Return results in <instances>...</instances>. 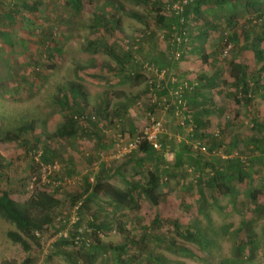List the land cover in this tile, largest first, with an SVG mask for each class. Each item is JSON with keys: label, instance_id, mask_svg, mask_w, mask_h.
Here are the masks:
<instances>
[{"label": "rangeland", "instance_id": "374dc122", "mask_svg": "<svg viewBox=\"0 0 264 264\" xmlns=\"http://www.w3.org/2000/svg\"><path fill=\"white\" fill-rule=\"evenodd\" d=\"M107 1L111 3L107 4ZM164 2L166 0H150L146 3L133 0H81V9L76 12L67 5L66 0H41L38 10L25 17L21 13L15 15L0 8V17H4L1 20H5L0 24L5 33L0 38V129L11 131L25 122H32L35 134L42 137L53 135L69 113L62 105L61 97L66 95L73 100L70 84L79 83L86 93V117L98 118L100 106L106 103L109 115L94 123L100 136L97 139L95 135L92 137L79 131L75 138L68 141L48 139L42 146L52 148L60 157L53 163L43 164L39 161L40 153L37 151L35 165L39 176L44 183L55 174V186H60V192L64 196L79 185L82 187L85 177L92 183L99 173L104 180L117 187L131 189L138 207L134 210L119 208L102 196H86L89 200L85 203L80 202L65 209L71 217L74 215V222L78 218L79 208L78 212L85 219L95 215L99 221L112 222V230L98 231L99 239L112 246L124 245L126 252L121 256L128 264H154L153 258L156 257L168 264H264L263 167L254 170L249 185L233 179L230 182L233 195L229 197L215 195L213 198L209 191L211 189L208 190L207 187H203L204 194L199 195L195 182L209 177V170H203L202 165H197V160H201L193 156L194 159L189 158L187 163L183 162V166L174 167L177 153L174 147H180L179 144L184 141L190 143L184 134L181 136L174 129L178 121L190 116L193 108L190 110L185 105L184 111V106L180 105L177 107L180 112L175 116L171 108L175 105V110L177 103L172 91L174 88L170 87L168 79L152 81L147 73L127 78L126 73H121L119 66L106 53L90 50L87 46L88 40L97 32L93 13L98 10H103L105 14L113 12L120 18L122 30L109 43L116 44L117 55L124 57V51L130 50L127 49L128 41L137 39L146 32L145 26L134 19L130 12L150 17L159 13L167 14L165 8L160 6ZM233 4L234 2H230L206 12V19L215 23L216 28L207 35L205 41L198 39L200 52L186 56L183 59V62L188 61L186 66H174L175 70L181 71L176 74L178 79L185 77L183 72L187 73V79L184 80L190 82V92L197 90L200 85L196 81L204 74L211 77L223 73L220 88L229 89L223 81L229 82L228 65L231 62L249 66L250 72L257 67V59L264 57V34H259L263 37L258 47L260 51L255 52L251 44L256 25L264 20V0H259L253 6H246L242 1L236 6ZM9 16H17L13 24L9 21L12 20ZM199 17L198 14L189 16L185 29L189 35H195L201 28L203 22ZM221 34L225 37L224 41H232L231 49L224 48L226 57L215 56L216 44ZM232 35L236 36L235 40H232ZM42 38L46 40V44L40 47L42 52L39 53ZM161 45L164 50L166 43ZM152 54L149 52L145 59L133 54L131 61L154 60L151 58ZM206 54L210 58L204 62L201 56ZM100 71L105 73L102 78L99 76ZM262 73L264 74V69ZM190 92L189 96L192 95ZM213 92L210 85L200 89V93L206 98L215 94ZM222 97L220 95L219 99L222 100L217 101L221 108L216 104L219 113L211 116L204 133L207 135L218 132L221 139L225 140L221 143L225 146L230 141V135L224 126L226 115L222 111H227L225 103L229 100ZM228 97L232 99L231 94ZM215 98L217 99V95ZM190 104L194 107L193 102ZM123 107L127 108L126 114L122 112ZM236 111L243 114L246 113V108L240 106L233 113ZM229 112L231 111L226 114H230ZM117 114L123 116L118 118ZM152 119L161 124V134L167 136L168 140L160 171L168 168L178 172L174 178L167 180L162 174L158 206H153L143 196L138 198L135 193L140 184L147 180L146 166L141 169L142 175L135 174L133 162L129 160L134 154L122 153L125 141L119 140L116 145L114 142L117 135L114 125L124 122L131 126L133 133H141ZM84 123L81 122L79 126L85 128ZM221 129L226 135L221 133ZM187 131L190 129L185 133ZM172 141L174 146L170 147ZM243 142L244 139L240 140L236 146L235 151L240 152L236 157L235 153L233 156L221 153L224 161L221 168L228 167L229 163L234 169L237 168L239 165L234 161L238 158L244 171L252 169L249 162L252 155L244 150ZM221 151L224 152V147ZM22 152L20 143L0 142V162L14 161ZM259 154L263 156V153ZM201 155L207 160L218 154L206 151V154H200V157ZM31 178L37 179V174L31 175ZM0 187H3L2 184ZM32 187L31 183L29 189ZM253 188L260 193L256 197V205L249 198L248 190ZM82 224L87 228L90 226L87 219ZM118 224L125 225V232L117 229ZM187 228L193 233V229H197L210 244H199L195 238H187L184 234ZM9 231L17 232V229L0 215V263L22 264L26 259H31V264H118L117 253L106 247L94 248L92 238L88 239L89 235L87 240L90 245L70 246L73 259L54 253L46 260L50 252L44 237L40 241L28 240V249H25L7 236ZM139 248H143V251H138Z\"/></svg>", "mask_w": 264, "mask_h": 264}, {"label": "trees", "instance_id": "16d2710c", "mask_svg": "<svg viewBox=\"0 0 264 264\" xmlns=\"http://www.w3.org/2000/svg\"><path fill=\"white\" fill-rule=\"evenodd\" d=\"M41 0H0V8L4 9L8 13H14L23 17L28 16L31 12L38 10V5ZM43 1V0H42ZM136 2H149L150 0H133ZM177 0H166L161 7L165 8L167 14H155L154 17L145 16L141 13L130 12V15L142 23L145 26V34L139 36L137 39H131L128 41L130 48L129 52H125L124 57L117 55L115 51L116 44H110L109 40L115 38L118 32H121L122 25L120 18L116 13L105 14L103 10H98L93 13V20L95 30L97 31L95 36L88 40L87 46L90 50H100L106 53L107 56L112 58L116 66L120 68L121 73H126V77L130 78L131 75L141 76V73H147L150 79L158 82L163 79H168L170 87L173 86V93L175 95L176 109L174 106L171 108L173 114H179L178 106H184L183 110L188 107L191 110L190 118H186L178 121L175 133L183 134L189 139L190 143L181 142L180 147H174L176 150V157H174V167L178 168L183 166V162H188L189 158L196 156L201 161L197 160V165H202L203 170L206 168L208 178H200L196 181V188L199 195H203V187H207L213 195L220 197H229L233 195V190L230 186V182L233 179H237L239 182H245V185H249L253 178L254 170L260 167L264 169V57L257 59L255 63L256 68L249 72V66L243 63H230L228 65V81H223L229 89L223 87L220 88L223 73H218L211 77L208 75H201L196 81L197 85H200L197 90L190 92V82L184 79L187 73L183 72L185 77L177 78L176 74H180L181 71L174 69V66L181 65L183 59L188 55H193L198 52V39L205 41L207 35L210 34L213 29L216 28L215 23L206 19V12L213 10L219 6H224L227 3L234 2L233 6H236L239 2H244L246 6L256 5L259 0H185L186 3H181V11L174 10L172 8L173 3ZM179 1V0H178ZM67 5L77 11L81 9V0H66ZM111 2L107 1V4ZM106 4V5H107ZM123 7H121L122 9ZM113 11V10H112ZM200 16L199 19L203 22L200 29H198L195 35L186 32L187 20L189 16ZM2 16V15H0ZM5 16V15H4ZM11 24L15 22V17L9 16ZM22 17V18H23ZM0 24L5 21L1 20ZM14 18V19H13ZM264 34V20H261L255 27V37L252 39V46L254 51H260L259 45ZM260 34V36H259ZM50 35V33H49ZM5 36V33L0 28V38ZM232 40L236 39L235 35H232ZM119 39V38H117ZM225 37L221 34V38L216 44V55L226 57L224 54V48L231 49L232 41H224ZM46 40L41 39L39 44V53L42 52V48L45 46ZM162 43H166V48L162 49ZM202 44H204L202 42ZM221 45V51H220ZM153 53L151 58L154 60L145 61L140 60L147 58L149 52ZM200 52V51H199ZM198 52V53H199ZM133 54L140 57L139 60L131 61ZM147 54V56H146ZM157 55V56H154ZM213 58H216V57ZM159 57V59H157ZM202 60L206 62L210 55H202ZM145 61V62H144ZM164 62L162 65L161 63ZM168 68V69H167ZM149 69L156 71L150 72ZM171 70L173 73H170ZM164 72V74L162 73ZM104 72L100 71L99 76L102 78ZM160 74L163 77L160 79ZM172 74L175 76L173 77ZM208 77V78H207ZM175 78V80H174ZM173 79V80H172ZM166 81H164V84ZM184 84V85H183ZM71 100L66 95H62V105L66 110H69L68 115L64 123L55 131L51 136L45 135V137L35 134L34 126L32 122H25L20 127L11 131H2L0 129V142H12L20 143L23 152L22 155H18L14 161L0 162V215L3 219L14 224L17 232L9 231L7 236L15 243L22 245L25 249H28V240L40 241L43 237L49 244V255L46 260H49L52 254H62L68 259L72 258L71 247L90 245L87 240L92 238V245L94 248L106 247L117 253L116 261L118 264H128L123 258L122 253H125L124 245L112 246L101 242L99 239L98 231H108L113 229L112 222L99 221L98 216L91 215L90 218L86 217L89 228L83 226V222L86 220L81 212L77 211L76 221L74 222V215L65 211L66 207H73L80 202L85 203L89 200V197H100L112 202L114 206L119 208H128L131 210L137 209L135 201V195L131 189H121L111 182L104 180L99 173H97L94 181L90 183L85 177L83 185L76 187L73 191L63 196L59 187L55 186L57 177H50L46 182H42L38 167L35 165V157H37V151L40 153L39 161L43 164L53 163L58 160L60 155L56 153L52 148L48 146H42V143L47 142L48 139L61 141H68L71 138H75L79 131H82L88 136H96L98 139L100 134L95 130L97 121L104 116H108L106 103L100 106V113L98 118L92 119V117H86L85 109L87 107L86 93L83 86L79 83L70 84ZM195 85V84H194ZM208 85L214 89L215 94H210L208 98L204 97L200 93L201 88H207ZM187 86V87H186ZM170 88V89H171ZM188 92L192 95L189 96ZM169 93V92H168ZM228 94L232 95L230 100ZM217 95V99L215 98ZM222 98H228L226 101V110L231 111L230 114L224 117V126L230 135V141L227 145H222L225 140H222L219 133L205 134L204 132L208 128L211 120V116L219 112L217 104L219 96ZM192 96V97H191ZM216 99V100H215ZM203 101V102H200ZM194 103V107L191 106ZM207 103H210L207 105ZM217 104V105H216ZM240 106L246 108V113H233L234 110ZM221 108V107H220ZM126 114V107H123ZM185 111V110H184ZM221 111V110H220ZM221 112V113H222ZM183 113V111H182ZM232 114V115H231ZM221 115V114H220ZM123 115L117 114L118 118ZM116 117V116H115ZM95 120V122L93 121ZM85 122V128H81L80 123ZM168 128V127H167ZM187 129H190L188 133H185ZM116 140L115 145L119 141V137L125 141V144L130 142L137 136H143L142 133H133L129 124L120 122L118 125H114ZM101 133V132H100ZM221 133L226 132L221 129ZM67 139V140H66ZM243 142L244 150L252 156L249 158L250 166L252 169L243 170L241 161L235 158L234 163L239 166L234 169V166L229 163L228 167L221 168L223 159H221V153L235 157L240 153L235 151L240 140ZM157 142L160 145L159 149H155L152 144L146 139H141L137 147L131 152L134 155L129 158L133 162V171L135 174L142 175L141 169L145 168L147 172V180L141 183L138 191L135 192L136 196L145 197L149 199L153 206L159 205L160 194L158 192L160 183L162 182V174L167 178H174L177 171L165 168L163 172L160 170V164L162 161L164 150L167 147V136L159 135ZM171 142L170 147L173 145ZM118 144V143H117ZM251 144V145H249ZM166 145V146H165ZM247 145V147L245 146ZM174 146V145H173ZM224 147V152L221 149ZM231 148V149H230ZM208 153H217V157L212 159L202 158L203 155ZM259 153H263L256 155ZM129 154V153H128ZM142 155L137 157L136 155ZM194 159V158H193ZM201 163V164H200ZM37 164V163H36ZM236 164V165H237ZM232 173V174H231ZM37 174V179H32L31 175ZM12 175V176H11ZM17 177L18 179L14 178ZM18 183V186H17ZM33 187L29 189L30 184ZM249 192V198L256 205V197L260 193L255 188ZM86 196H89L88 198ZM202 197V196H201ZM81 206V205H80ZM85 206V205H84ZM87 208V207H86ZM85 214V213H84ZM74 222V223H73ZM125 225L118 224L117 229L120 232H125ZM190 230V229H189ZM188 228L184 230V234L189 239H194L199 244L209 245L210 242L204 237L197 229H193L195 233L189 231ZM95 238V239H94ZM94 239V240H93ZM172 243V242H170ZM172 245V244H171ZM183 249V247H180ZM138 251H143V248H139ZM154 264H168L167 261L160 260L157 257L153 258ZM0 264H12V263H0ZM22 264H31V259H26Z\"/></svg>", "mask_w": 264, "mask_h": 264}, {"label": "built area", "instance_id": "2783aa9c", "mask_svg": "<svg viewBox=\"0 0 264 264\" xmlns=\"http://www.w3.org/2000/svg\"><path fill=\"white\" fill-rule=\"evenodd\" d=\"M182 1L183 4L186 3L185 0H177L175 3H173L172 8L174 10L177 11H181V3ZM228 48V47H227ZM224 54H226V52H224ZM150 72L155 73L156 71H154L153 69H149ZM164 74V72H162ZM163 77L162 74H160V79ZM173 80V79H172ZM175 95H177V92H175ZM162 132V126L159 122L155 121V120H151L150 124L148 127H146V129L143 131L142 135L143 136H137L134 139H132L130 142L126 143L123 147L125 154L131 153L136 147L137 145L140 143L141 139L146 138L155 149H159L160 145L157 142V139L159 138V135ZM118 140H122L120 137ZM124 141V140H122Z\"/></svg>", "mask_w": 264, "mask_h": 264}, {"label": "crops", "instance_id": "0c3cea01", "mask_svg": "<svg viewBox=\"0 0 264 264\" xmlns=\"http://www.w3.org/2000/svg\"><path fill=\"white\" fill-rule=\"evenodd\" d=\"M161 62H162V61H161ZM186 62H188V61H186ZM186 62H185V61H184V62H182V63H181V65H180V67H181V66H182V67H183V66H186V65H187V63H186ZM161 64L163 65V64H164V62H162Z\"/></svg>", "mask_w": 264, "mask_h": 264}]
</instances>
